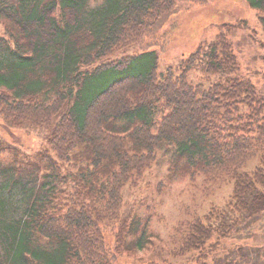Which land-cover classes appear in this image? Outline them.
<instances>
[{
  "label": "trees",
  "instance_id": "16d2710c",
  "mask_svg": "<svg viewBox=\"0 0 264 264\" xmlns=\"http://www.w3.org/2000/svg\"><path fill=\"white\" fill-rule=\"evenodd\" d=\"M245 1L264 31V0ZM89 2L0 0V118L45 129V147L33 157L46 176L64 182L61 168L76 167L71 190H60L56 202L46 182L13 209L3 196L12 177L0 186V264H113L148 249L153 236L137 215L123 212L122 191L169 147V178L231 182L225 207L188 223L172 252L195 253V264H206L221 240L264 210V98L237 74L224 32L199 44L178 74L157 71L171 32L155 36L177 0ZM130 48L137 52L125 54ZM142 57L147 61L132 71ZM197 68L215 79L188 80Z\"/></svg>",
  "mask_w": 264,
  "mask_h": 264
},
{
  "label": "rangeland",
  "instance_id": "374dc122",
  "mask_svg": "<svg viewBox=\"0 0 264 264\" xmlns=\"http://www.w3.org/2000/svg\"><path fill=\"white\" fill-rule=\"evenodd\" d=\"M100 3L101 0H90L89 6ZM176 9V13L166 20L155 36L162 39L165 32H171L166 49L162 52L157 50V71L163 73L170 67L178 74L180 63L199 44L208 43L216 34L224 32L239 62L237 74L250 79L264 98V31L256 11L245 0H206L202 3L177 0ZM3 33L0 22V35ZM135 52L137 48H130L125 54ZM145 61V57L140 58L132 71L138 70ZM199 71V68L191 70L188 80L209 84L215 79L209 77L207 81ZM120 75L118 71L111 72L105 79ZM45 135L43 128L10 127L0 118V186L12 177L13 185L4 190L3 196L9 197L7 203H12L13 209L20 210L22 200L31 192H34L31 198L35 192H40L41 183L47 182L46 189L52 186L57 191L55 202L63 196L60 190H71L70 173L76 167L61 168L60 175L66 178L64 182H59V179L46 176V171L34 166L36 159L33 156L45 147ZM7 146L11 148L1 151ZM168 149L157 150L155 164L136 186L127 185L122 191L123 212L139 217L141 224L153 236V245L132 255H121L113 264H195V253L173 256L180 236L188 223L197 218L203 219L212 209L224 208L230 198L232 186L227 179L208 182L202 175L193 179L179 175L169 178L172 148ZM256 163V159L251 160L244 170H251ZM111 234H106L110 245L113 243ZM215 250L214 254L204 258L206 264H264V210L245 220L239 230L221 240Z\"/></svg>",
  "mask_w": 264,
  "mask_h": 264
}]
</instances>
